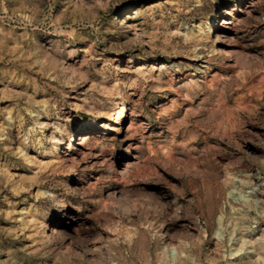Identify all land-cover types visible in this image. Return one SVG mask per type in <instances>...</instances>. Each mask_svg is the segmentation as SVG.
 I'll return each instance as SVG.
<instances>
[{"label": "rangeland", "instance_id": "1", "mask_svg": "<svg viewBox=\"0 0 264 264\" xmlns=\"http://www.w3.org/2000/svg\"><path fill=\"white\" fill-rule=\"evenodd\" d=\"M0 264H264V0H0Z\"/></svg>", "mask_w": 264, "mask_h": 264}, {"label": "bare ground", "instance_id": "2", "mask_svg": "<svg viewBox=\"0 0 264 264\" xmlns=\"http://www.w3.org/2000/svg\"><path fill=\"white\" fill-rule=\"evenodd\" d=\"M222 24L223 25H227V24H229V21L228 20H223L222 21ZM212 31H216V29L214 28V27H212ZM222 36H224L223 34H221ZM228 53H229V51H226L225 52V54H227V56H229L228 55ZM159 65V64H158ZM163 65V64H162ZM166 65V64H165ZM165 65H163V66H161V64H160V67H164ZM159 67V68H160ZM125 109H123L122 110V112H121V114L123 115V114H125ZM88 129H94V127H93V124H90V125H88V126H82V127H80L79 129H78V134H77V138L78 137H80L79 138V143L78 144H80V145H82V144H84V142H85V140H86V134L88 133ZM117 130H121V127L119 126L118 128H117ZM227 196H228V199H230V200H234L236 197V195H235V193H234V191H230L228 194H227Z\"/></svg>", "mask_w": 264, "mask_h": 264}]
</instances>
